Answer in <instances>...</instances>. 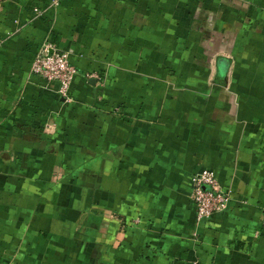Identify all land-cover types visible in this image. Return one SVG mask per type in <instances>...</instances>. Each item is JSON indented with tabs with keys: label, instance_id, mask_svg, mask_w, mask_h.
Wrapping results in <instances>:
<instances>
[{
	"label": "crops",
	"instance_id": "0c3cea01",
	"mask_svg": "<svg viewBox=\"0 0 264 264\" xmlns=\"http://www.w3.org/2000/svg\"><path fill=\"white\" fill-rule=\"evenodd\" d=\"M53 1L0 0V264H264V9ZM203 169L231 199L197 223Z\"/></svg>",
	"mask_w": 264,
	"mask_h": 264
},
{
	"label": "built area",
	"instance_id": "2783aa9c",
	"mask_svg": "<svg viewBox=\"0 0 264 264\" xmlns=\"http://www.w3.org/2000/svg\"><path fill=\"white\" fill-rule=\"evenodd\" d=\"M53 3H57L56 0ZM33 11L37 16L42 13V9L38 7H34ZM76 71L68 53L59 49L48 38L39 45L30 66L31 73L47 82H56L59 95L67 101L72 100L71 84ZM191 186V201L195 207L197 223L228 208L231 194L220 187L213 171L203 169L194 173L191 176Z\"/></svg>",
	"mask_w": 264,
	"mask_h": 264
},
{
	"label": "rangeland",
	"instance_id": "374dc122",
	"mask_svg": "<svg viewBox=\"0 0 264 264\" xmlns=\"http://www.w3.org/2000/svg\"><path fill=\"white\" fill-rule=\"evenodd\" d=\"M252 1L251 0H249V3H251ZM247 4H248V2L247 1H242L241 2V6H243V8H245V6H247ZM258 5V6H260V8H262V9H264V0H258V3H256V1L255 0H253V5ZM35 15V14H34ZM247 15V17H249V15L248 14H246ZM37 16V15H36ZM224 65V64H223ZM225 66V65H224Z\"/></svg>",
	"mask_w": 264,
	"mask_h": 264
},
{
	"label": "water",
	"instance_id": "95a60500",
	"mask_svg": "<svg viewBox=\"0 0 264 264\" xmlns=\"http://www.w3.org/2000/svg\"><path fill=\"white\" fill-rule=\"evenodd\" d=\"M90 81H92V82L94 81V82H95V81H96V79H95V78H91V80H90Z\"/></svg>",
	"mask_w": 264,
	"mask_h": 264
}]
</instances>
